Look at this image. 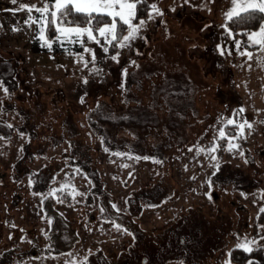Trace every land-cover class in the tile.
<instances>
[{
	"label": "rangeland",
	"instance_id": "obj_1",
	"mask_svg": "<svg viewBox=\"0 0 264 264\" xmlns=\"http://www.w3.org/2000/svg\"><path fill=\"white\" fill-rule=\"evenodd\" d=\"M44 2L0 0L2 82L17 99L35 98L57 125L71 114L84 127L85 115L101 103L125 116V130L114 140L103 127L113 149L101 145V128L90 136V179L64 164L65 143L30 165L38 171L56 164L51 186H64L72 198L69 207L55 206L54 220L43 215L47 193L5 196L11 188L2 167L18 158L25 138L0 139V264H264V53L249 48V60L235 49L234 39L252 42L248 33L235 38L222 27L230 0H148L162 14L148 20L150 9L141 5L138 17L147 22L129 47L81 38L77 53L87 67L77 53L48 56L31 48L38 28L26 23L30 13L20 5ZM179 5L207 14L215 32L203 31V20L176 16ZM3 100L2 87L0 106ZM229 119L251 128L246 124L240 135ZM244 241H253L248 251L237 247Z\"/></svg>",
	"mask_w": 264,
	"mask_h": 264
},
{
	"label": "trees",
	"instance_id": "obj_2",
	"mask_svg": "<svg viewBox=\"0 0 264 264\" xmlns=\"http://www.w3.org/2000/svg\"><path fill=\"white\" fill-rule=\"evenodd\" d=\"M105 19L108 22L110 20L107 17ZM259 23L258 19L255 21L249 20L244 23L228 22L226 24V21L224 22L225 26L233 33L235 38H244L247 33L258 29ZM45 35L52 40L56 35L55 26L50 28L46 27ZM254 47L255 46H252L250 48ZM109 48L111 49L112 47L110 46ZM1 61H6L7 63V60ZM2 81L3 79L0 77V84L3 85V89H7V92L4 91V103L3 106H0V139L10 140L16 136L25 138L20 148L18 158L12 164L3 165L2 167V175L11 188L10 193L6 190L5 196L11 198V194H13L15 190H22V192L24 191L27 193L30 192L32 196H41L47 193L49 194L47 198L43 197L41 199L43 215L46 219L50 216V218L54 220L51 211H55V206L60 204L69 207L72 205V198L67 189L52 193L54 189L51 186L53 180L52 175L56 164L53 165L50 163L38 171H33L30 165L39 158L47 157L46 153L49 148H57L59 145L65 143L68 151L62 152L64 164L75 166L86 179H90L89 176H91L93 172L92 168L96 164V160L91 153L93 146L90 136L93 132H96L97 129L101 128V131L99 130L102 137L101 145L104 148L113 149L111 145H108V136L103 133V127L108 130L110 129L111 131L109 130V132L113 134L112 139L116 140V133L125 130L122 124V118H125V116L117 114L118 112L116 113L112 110L110 105L100 103L85 115L86 120H84V127H78L71 114H68L69 116H66L64 121L57 125L55 115L51 111H47L44 107L37 108V100H35V98H32L30 101L17 99L14 95V91L8 88ZM53 105L54 103H52V109L58 111V108L54 109L55 105ZM103 114L106 115V118L102 117ZM6 115H8V117L14 116L16 121H7L8 118ZM9 125L11 127H9ZM132 129L133 127H131L130 130ZM134 129H140L135 132H142V125L140 128L135 126ZM225 130L228 134L234 133L233 126H227ZM132 132L133 130L129 133L132 134ZM224 144L223 139L220 143V147H223ZM130 146L133 148L134 144H130ZM221 150L222 149H219L217 152L218 158L222 157ZM49 169H51V174L47 172ZM25 185H28V188L25 187ZM2 195L4 196V192ZM17 195V199L20 198V195ZM58 200L62 202H58ZM253 255L258 258L262 257L260 253H254Z\"/></svg>",
	"mask_w": 264,
	"mask_h": 264
},
{
	"label": "snow or ice",
	"instance_id": "obj_3",
	"mask_svg": "<svg viewBox=\"0 0 264 264\" xmlns=\"http://www.w3.org/2000/svg\"><path fill=\"white\" fill-rule=\"evenodd\" d=\"M187 2V0H185ZM13 4L17 3V0H12ZM141 5H147L150 11L148 12V20L153 18V13L162 14L158 12L155 4H149L148 0H45L43 7L36 5L28 6L21 4L20 9L29 11L30 15L26 23H35L38 28L37 36L41 41V46L52 47V40L46 37V27L55 26L56 35L54 40L61 45L65 43H80L84 44L81 37H86L87 41L100 44V38H103L104 44L111 47H129L131 42L138 38L139 32L146 24L144 18L138 17V12ZM230 9L224 13L226 18V24L228 22L244 23L249 20H259V30H252L247 34V41H251L249 45L247 42L240 40H233L235 49L240 52L241 56H247L249 60L252 59V52L248 49L252 46H259V51L264 53V0H230ZM32 12L37 15H31ZM109 18L111 23L109 24L105 18ZM79 20V22H78ZM102 25V26H101ZM225 31L229 36L233 33L225 26ZM18 29H13L17 31ZM127 31V35H123V32ZM105 53L108 52V47H103ZM84 53H90L92 55V63H95V53L87 48H83ZM80 56L81 61H84L83 55L77 53ZM118 55V53H117ZM117 55L110 56L112 60H117ZM86 61H84L85 67H87ZM86 82V81H85ZM3 85L0 84V88ZM7 92V89H4ZM83 102V101H82ZM244 109H239L237 113L233 115L239 117V114L243 113ZM227 125L235 124L240 129V135L243 134L245 125L251 128V124L245 121L244 123H237L231 119L227 120ZM9 127H11L9 125ZM226 133L223 128L219 130V138H225ZM235 137H233L234 139ZM230 148L235 147L229 140ZM189 148V151H192ZM202 149H197L201 151ZM216 143L213 141L207 151L215 152ZM131 158V157H129ZM140 159L139 156L135 157ZM144 159H148L145 157ZM212 159L216 157L213 155ZM61 189H53L52 193L56 191H62ZM49 194H44V198H47ZM78 195V193H77ZM58 202H62L59 201ZM115 208V205L112 206ZM104 209H101L103 212ZM260 213H264V207L260 208ZM119 229V225H116ZM253 241H244L237 245L238 248L248 251L249 245ZM226 264H230V261H226Z\"/></svg>",
	"mask_w": 264,
	"mask_h": 264
},
{
	"label": "crops",
	"instance_id": "obj_4",
	"mask_svg": "<svg viewBox=\"0 0 264 264\" xmlns=\"http://www.w3.org/2000/svg\"><path fill=\"white\" fill-rule=\"evenodd\" d=\"M181 6V7H180ZM185 8V10H184ZM175 13H178L176 16H181L180 14L182 13L185 14L186 16H192L193 19H197V22L199 23L201 20L204 22H207L208 15L203 13L202 11L199 10H193L191 8L183 7V5H179L175 8ZM202 22V21H201ZM200 22V23H201ZM203 31L205 29L207 30H214L215 32V26L214 24L212 25L211 23L207 22L206 25H202ZM82 38V37H81ZM80 43H65L61 45L59 42H56L54 38L52 39V47L48 48L47 46L42 47L41 46V41L35 37L33 41H31V48H35V53H40V54H45V55H61V54H74L77 53L80 50ZM62 56V55H61ZM193 56H195L193 54ZM202 57V56H200Z\"/></svg>",
	"mask_w": 264,
	"mask_h": 264
},
{
	"label": "water",
	"instance_id": "obj_5",
	"mask_svg": "<svg viewBox=\"0 0 264 264\" xmlns=\"http://www.w3.org/2000/svg\"><path fill=\"white\" fill-rule=\"evenodd\" d=\"M144 262V261H143Z\"/></svg>",
	"mask_w": 264,
	"mask_h": 264
}]
</instances>
